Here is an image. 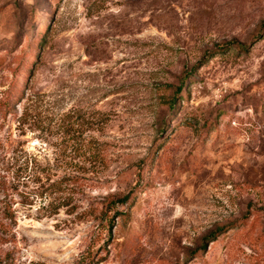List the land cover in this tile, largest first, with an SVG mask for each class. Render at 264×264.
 <instances>
[{
    "label": "rangeland",
    "instance_id": "rangeland-1",
    "mask_svg": "<svg viewBox=\"0 0 264 264\" xmlns=\"http://www.w3.org/2000/svg\"><path fill=\"white\" fill-rule=\"evenodd\" d=\"M0 264H264V0H0Z\"/></svg>",
    "mask_w": 264,
    "mask_h": 264
},
{
    "label": "trees",
    "instance_id": "trees-1",
    "mask_svg": "<svg viewBox=\"0 0 264 264\" xmlns=\"http://www.w3.org/2000/svg\"><path fill=\"white\" fill-rule=\"evenodd\" d=\"M238 48H239V50H240L241 48H242V49L245 48V46H244V45H239ZM244 50H245V49H244ZM238 52H241V51H238ZM184 83H185V81H183L182 85L176 90L175 95H173V97H172L171 100H170V102H171L170 109H172V110H174L173 107H174L175 101H177L178 96H180V94L183 93ZM23 86H24V84H23ZM22 88H23V87H22ZM21 94H22V93H21ZM11 103H12L11 100H9V101H5V105H6L7 107H9V108L11 107ZM131 196H132V195H127V196H125V197H123V198L113 197V198L111 199V201L108 203V205H107V209L111 210V209H113V208L118 207L119 205H126V204H128L129 201H130V199H131ZM114 216L122 217L123 214H122V213H118V212H116V213L114 214ZM111 224H112V221H110V225H111ZM195 254H196V253H195Z\"/></svg>",
    "mask_w": 264,
    "mask_h": 264
}]
</instances>
